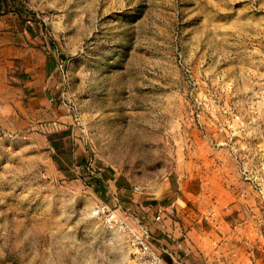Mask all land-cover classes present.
<instances>
[{"label": "rangeland", "instance_id": "374dc122", "mask_svg": "<svg viewBox=\"0 0 264 264\" xmlns=\"http://www.w3.org/2000/svg\"><path fill=\"white\" fill-rule=\"evenodd\" d=\"M0 2L42 29L71 117L0 114V264H138L127 227L183 226L182 200L264 247V0Z\"/></svg>", "mask_w": 264, "mask_h": 264}, {"label": "crops", "instance_id": "0c3cea01", "mask_svg": "<svg viewBox=\"0 0 264 264\" xmlns=\"http://www.w3.org/2000/svg\"><path fill=\"white\" fill-rule=\"evenodd\" d=\"M4 7L0 2V114H28L37 128L52 123L53 131H59L71 117L60 92L57 59L39 26L30 19L24 21L19 9L3 11ZM46 129L50 132L51 128ZM181 202L186 208H176L189 210L186 224L181 226L177 219L164 218L153 222L160 233L155 239L156 251L161 255L170 254L171 250L175 256L170 254V264H264L263 246L244 243L236 227L197 221L193 208L185 200ZM156 215L157 212L151 220ZM160 230L184 233L180 239L167 243ZM178 241H182V249L176 245Z\"/></svg>", "mask_w": 264, "mask_h": 264}, {"label": "built area", "instance_id": "2783aa9c", "mask_svg": "<svg viewBox=\"0 0 264 264\" xmlns=\"http://www.w3.org/2000/svg\"><path fill=\"white\" fill-rule=\"evenodd\" d=\"M138 190V188H136ZM102 213L110 211L108 205H103L99 209ZM112 220H117L116 215H110ZM164 218V211L158 210L156 217L150 221H146L144 216H137L138 230L127 227L130 232V243L132 248V254L138 264H167L162 256L151 246V240L153 239L151 226L153 222H160ZM179 249H182V241L177 242ZM170 253V252H169ZM171 254V253H170ZM172 256H175L171 254Z\"/></svg>", "mask_w": 264, "mask_h": 264}, {"label": "bare ground", "instance_id": "6f19581e", "mask_svg": "<svg viewBox=\"0 0 264 264\" xmlns=\"http://www.w3.org/2000/svg\"><path fill=\"white\" fill-rule=\"evenodd\" d=\"M97 213L99 214V213H100V211H99V210H97Z\"/></svg>", "mask_w": 264, "mask_h": 264}]
</instances>
